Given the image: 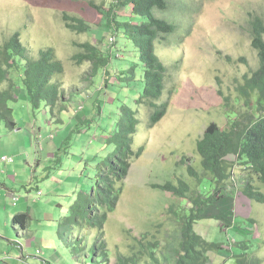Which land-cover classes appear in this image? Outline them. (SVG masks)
<instances>
[{
  "label": "rangeland",
  "instance_id": "1",
  "mask_svg": "<svg viewBox=\"0 0 264 264\" xmlns=\"http://www.w3.org/2000/svg\"><path fill=\"white\" fill-rule=\"evenodd\" d=\"M105 1L0 0V50L13 34H18L22 46L33 56L43 49H52L62 65V72L54 76L53 81L58 83L63 92L61 101L72 100L70 105L74 104L73 112H78H75L76 116H82L80 100L92 96L94 90L99 88L91 86V64H78L74 56L88 42L102 51L112 49L114 39L103 34L101 43L96 33L72 32L63 18L66 15L75 17L97 27L102 17L94 7ZM167 2L164 12L154 11L157 19L173 27V32L159 36L155 42V52L166 70L163 96L157 103L167 101V110L159 122L147 129L144 118L147 119L150 109L145 106L140 107V111L138 109L139 114L143 115L138 133L131 141L134 150L144 147V153L132 162L116 212L110 215L111 223L106 225L108 235L105 239L113 253L118 248L124 251L123 229L129 230L134 236L143 233L157 235L164 246L165 242L174 239L175 226L167 212L178 201L170 193L156 190L155 186L176 184L177 180L186 179L187 166L200 173L197 168L196 142L209 123H216L221 129L228 128L232 120H236L240 126L246 124L244 117L251 114L254 97L246 81L262 66L261 50L253 46L251 24L258 18L264 26V0ZM260 41L264 44V33ZM0 65L4 66L1 56ZM17 72L10 75L15 82ZM8 83V80L0 83V91L5 90ZM20 91L17 89L12 92L15 101L10 102L15 129L10 131L0 124V149L4 148L5 155L16 159L15 163L9 164L8 173L0 175V183L16 189L19 197L16 206L9 203L12 219L14 215L29 210L32 219L25 230H32L35 237L41 240L25 250L23 263L80 264L79 254L83 252L77 245L78 235L73 237L66 226L63 236L60 218L67 215L71 203V177H78L83 170L86 171L83 182L86 186L89 183L88 170L95 169L89 160L92 151L70 148L68 152L74 153L72 158H63L59 153L56 157L63 158L65 170L58 168L54 175L39 181L42 172L37 169L33 175L36 180L32 178L28 186L29 174H33L29 164L34 168L39 161L54 163L51 156L58 144L57 138H50V135L59 134L66 124L60 128L55 123H45L44 115L32 113L27 102L22 100L23 93ZM92 140L96 142L94 149L97 150L103 138L95 134ZM88 145L89 141H86L85 147L88 148ZM7 156L0 163L7 162ZM183 157L186 158L184 164L180 161ZM19 163L23 167L17 168ZM14 168L18 169L15 183L14 178H6L8 175L15 177V172H12ZM46 173H53V170H44L43 174ZM234 173L237 177L241 175L237 167ZM23 185L32 189L28 195L21 188ZM36 187L41 191V196L35 197ZM230 189L232 194H227L228 197L214 207L204 209L203 216L206 219L197 223L195 232L208 241L223 244L218 255H210V262L219 264L230 256V243L233 244L235 240L231 235L234 233L227 231V225L220 227L222 224L219 221L207 217H222L230 220V224L238 217L255 220L253 238L259 239L257 254L264 264V204L250 203L237 185L232 184ZM34 199H37L36 202ZM44 214L49 215V219H43ZM19 228L17 225L16 230ZM242 229L245 232L247 228L242 225Z\"/></svg>",
  "mask_w": 264,
  "mask_h": 264
},
{
  "label": "trees",
  "instance_id": "2",
  "mask_svg": "<svg viewBox=\"0 0 264 264\" xmlns=\"http://www.w3.org/2000/svg\"><path fill=\"white\" fill-rule=\"evenodd\" d=\"M167 3V0H106L94 7L102 17L97 27L64 16V22L72 32L96 33L101 43L103 34L114 39L112 49L102 51L88 42L74 56L78 64H91V86L99 88L92 96L80 100L82 116L73 112L72 100L61 101L63 92L53 78L62 72V65L52 49H43L33 56L22 46L18 34H13L0 50L4 62V66L0 65V83L9 81L7 88L0 91V124L10 131L16 127L10 102L15 101L12 92L17 89L23 93L22 100L27 102L32 113L44 115L45 123H55L60 128L66 124L59 134L53 136L58 144L55 152L52 151L54 163L39 161L36 167H31L33 174L27 185L32 178L36 180L33 175L37 169L42 172L39 181L54 175L58 168L65 170L63 158L74 157L68 149L92 151L89 160L95 169L88 170L89 183L86 186L83 182L86 171L82 170L78 177H71V203L67 215L60 218L63 236L66 226L73 237L78 235L77 245L83 252L79 254L80 264H215L210 262V255H218L223 244L206 240L194 229L198 222L206 219L204 209L214 207L228 197L227 194H232V184L239 187L250 203L264 204V44L260 41L264 26L255 18L251 24L253 46L261 50L262 66L246 81L254 96L249 119L244 117V126L232 120L226 129L209 123L196 142L200 173L187 166L186 179H179L176 184L155 186L156 190L168 192L178 201L167 212L175 226L174 239L165 242L164 246L157 235L143 233L134 236L123 229L124 251L118 248L113 253L107 246L106 225L111 223L110 215L116 212L132 162L144 153V147L134 150L131 141L138 133L143 115L138 109L140 111L142 106L150 109L147 119L144 118L147 129L159 122L167 110V101L157 103L163 96L166 70L155 52V42L159 36L173 32V27L154 15L155 10L164 12ZM15 71H19L16 82L10 77ZM95 134L103 138L97 150L94 149L96 142L92 140ZM86 141H89L88 148L85 147ZM59 153L63 158L56 157ZM6 156L1 148L0 159ZM7 157L9 160L0 165L15 163L16 159ZM185 160L183 157L180 161L184 164ZM236 167L241 171L238 177L234 173ZM17 168L12 172L16 173ZM47 169L53 173L43 174ZM21 188L26 195L32 190L26 185ZM15 190L5 184L4 192L9 198L6 201L10 205L12 200L14 204L19 202ZM35 191V197L41 196L37 187ZM27 213L14 215L13 224L28 229L31 219ZM212 217L222 224L220 227L227 225V231H233L231 236L235 238L233 244L230 243V256L219 264H262L257 254L259 239L253 238L255 220L238 217L233 220L232 227L230 220L217 216L207 218ZM242 225L247 228L245 232Z\"/></svg>",
  "mask_w": 264,
  "mask_h": 264
},
{
  "label": "crops",
  "instance_id": "3",
  "mask_svg": "<svg viewBox=\"0 0 264 264\" xmlns=\"http://www.w3.org/2000/svg\"><path fill=\"white\" fill-rule=\"evenodd\" d=\"M18 166L22 167V165ZM0 167L4 170L3 172L0 168V175H6L9 171L8 164L0 165ZM29 167L31 169L30 164ZM31 172H33L32 169ZM14 176L15 177L8 175L6 178H14L15 183L18 173L16 172ZM4 190L5 184L0 183V264H25L23 263L25 250L27 251V249L38 244L41 240H38L37 237H35L32 230H23L21 227L16 230L17 226L13 224V219L9 212V204L6 201V199L9 198H7L6 192H4ZM15 205L16 203L14 204L12 200V206L14 207ZM27 212H29V210ZM27 214H29L30 219H32L30 213ZM47 216L49 215L44 214L43 219H49ZM44 263L45 262H43V264Z\"/></svg>",
  "mask_w": 264,
  "mask_h": 264
},
{
  "label": "built area",
  "instance_id": "4",
  "mask_svg": "<svg viewBox=\"0 0 264 264\" xmlns=\"http://www.w3.org/2000/svg\"><path fill=\"white\" fill-rule=\"evenodd\" d=\"M4 160H5V158H4V157L0 159V161H4ZM38 194L40 195L41 193H40V192H38ZM14 200H16V199H14Z\"/></svg>",
  "mask_w": 264,
  "mask_h": 264
},
{
  "label": "clouds",
  "instance_id": "5",
  "mask_svg": "<svg viewBox=\"0 0 264 264\" xmlns=\"http://www.w3.org/2000/svg\"><path fill=\"white\" fill-rule=\"evenodd\" d=\"M79 108H80V110L82 109V106H79ZM53 137V135H50V138H52Z\"/></svg>",
  "mask_w": 264,
  "mask_h": 264
},
{
  "label": "bare ground",
  "instance_id": "6",
  "mask_svg": "<svg viewBox=\"0 0 264 264\" xmlns=\"http://www.w3.org/2000/svg\"><path fill=\"white\" fill-rule=\"evenodd\" d=\"M38 193V192H37ZM41 193V192H40ZM15 196V195H14Z\"/></svg>",
  "mask_w": 264,
  "mask_h": 264
}]
</instances>
